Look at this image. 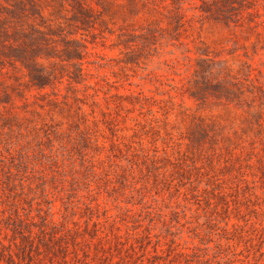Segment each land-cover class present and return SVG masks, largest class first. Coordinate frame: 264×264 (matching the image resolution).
<instances>
[{"label": "rangeland", "instance_id": "rangeland-1", "mask_svg": "<svg viewBox=\"0 0 264 264\" xmlns=\"http://www.w3.org/2000/svg\"><path fill=\"white\" fill-rule=\"evenodd\" d=\"M146 1L0 0V264H264V0Z\"/></svg>", "mask_w": 264, "mask_h": 264}, {"label": "trees", "instance_id": "trees-1", "mask_svg": "<svg viewBox=\"0 0 264 264\" xmlns=\"http://www.w3.org/2000/svg\"><path fill=\"white\" fill-rule=\"evenodd\" d=\"M116 5V11H111V13H118V16L122 19H124V21H126L128 18H135L136 20V16H138V11H135V7H133V5L131 6L130 3L128 2H124V1H119V2H114ZM132 3L136 5L141 4L142 6L146 7L147 6V1L146 0H132ZM88 8H94L93 6H90L87 4ZM146 9V8H145ZM100 11V10H99ZM104 13L103 11H100V13ZM134 20V19H133ZM184 21L185 19L180 18L179 19V26H183L184 25ZM153 22H155V19H153ZM127 25H131V24H127ZM134 26V24H133ZM158 27V25H157ZM155 27V28H157ZM153 28V29H155ZM160 29V28H159ZM126 36L125 38H122L121 41L119 42V44H122L124 46L125 49H127V58L125 60L126 63H139V55L141 53L142 50V46L139 45V43H137V40L135 38L139 37V36H143V34H139L137 33L135 28L132 29H128V31L123 32L122 33V37ZM152 37H155V35H152ZM68 43H73L75 46L72 47L71 49L66 50V57H64V60H67L68 62H70L73 66H75L73 71H69V77L71 79H73L74 81L77 82H81L83 80H85V68L83 66V58L86 52V47L83 46H79V41L77 39H69L67 41ZM153 44H156V42H154ZM70 52H74L75 55H72V53ZM129 55V56H128ZM42 57V56H40ZM39 57V58H40ZM77 59L80 60L79 62H77ZM22 60V59H21ZM75 60V61H74ZM33 66H32V70L30 73L31 76V81L35 86L38 87H44L47 83V79L53 74L52 71L48 70L46 68V66H43L42 62L36 58L32 61ZM1 68H5L4 66ZM72 73V74H70ZM4 74V73H1ZM205 79H207L205 77ZM216 85H221V83L217 82ZM225 88V87H222ZM6 108V107H5ZM0 118H6L7 120L9 119V116H6V112L5 110L0 109ZM11 131V133L14 132V130L9 127ZM20 134L23 135V130L20 129ZM15 141H13L12 139H9L8 141H6V150L10 151L13 147H15ZM144 151V150H143ZM144 155V152H143ZM85 163V162H83ZM93 165V164H92Z\"/></svg>", "mask_w": 264, "mask_h": 264}]
</instances>
